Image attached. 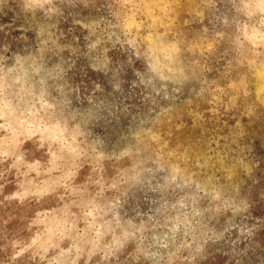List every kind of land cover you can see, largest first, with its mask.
<instances>
[{"label": "rangeland", "instance_id": "rangeland-1", "mask_svg": "<svg viewBox=\"0 0 264 264\" xmlns=\"http://www.w3.org/2000/svg\"><path fill=\"white\" fill-rule=\"evenodd\" d=\"M0 264H264V0H0Z\"/></svg>", "mask_w": 264, "mask_h": 264}]
</instances>
